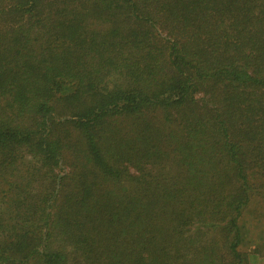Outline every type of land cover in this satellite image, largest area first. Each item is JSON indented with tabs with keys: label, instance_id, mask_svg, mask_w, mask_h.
Masks as SVG:
<instances>
[{
	"label": "trees",
	"instance_id": "obj_1",
	"mask_svg": "<svg viewBox=\"0 0 264 264\" xmlns=\"http://www.w3.org/2000/svg\"><path fill=\"white\" fill-rule=\"evenodd\" d=\"M254 200L264 0H0V264H250Z\"/></svg>",
	"mask_w": 264,
	"mask_h": 264
},
{
	"label": "rangeland",
	"instance_id": "obj_2",
	"mask_svg": "<svg viewBox=\"0 0 264 264\" xmlns=\"http://www.w3.org/2000/svg\"><path fill=\"white\" fill-rule=\"evenodd\" d=\"M241 222L244 236L240 249L248 253L250 264H264V201L254 200Z\"/></svg>",
	"mask_w": 264,
	"mask_h": 264
}]
</instances>
